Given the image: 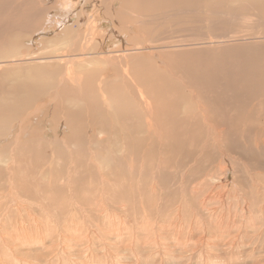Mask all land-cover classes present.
<instances>
[{"label": "rangeland", "instance_id": "374dc122", "mask_svg": "<svg viewBox=\"0 0 264 264\" xmlns=\"http://www.w3.org/2000/svg\"><path fill=\"white\" fill-rule=\"evenodd\" d=\"M255 1L0 0V59L66 41L58 53L92 58L0 72L3 232L42 221L46 237L60 222L64 236L89 232L98 253L120 249L126 264H264V39L249 38L264 36V0ZM214 36L226 41L207 43ZM164 224L178 230L145 228ZM51 244L18 256L57 264Z\"/></svg>", "mask_w": 264, "mask_h": 264}, {"label": "bare ground", "instance_id": "6f19581e", "mask_svg": "<svg viewBox=\"0 0 264 264\" xmlns=\"http://www.w3.org/2000/svg\"><path fill=\"white\" fill-rule=\"evenodd\" d=\"M113 1H115V0H112V2ZM251 1V0H250ZM255 1V0H254ZM248 2V1H247ZM256 2V1H255ZM113 4H114V2H113ZM256 4V3H255ZM163 5V4H162ZM167 7V6H166ZM185 8V7H184ZM191 8V7H190ZM193 8V7H192ZM166 9V8H165ZM184 10V9H183ZM234 14V13H233ZM165 17V16H164ZM249 18V17H248ZM164 19V18H163ZM183 26V25H182ZM179 27V26H178ZM174 30V29H173ZM176 30V29H175ZM234 34V33H233ZM217 37V36H216ZM227 37H229V36H227ZM226 37V38H227ZM231 37V36H230ZM235 37H236V35H235ZM239 37V36H238ZM78 38V37H77ZM224 38V37H223ZM222 38V39H223ZM251 40H253V41H262L263 39H264V36L263 37H259V36H256V37H249ZM162 39V38H161ZM216 38H215V36H214V38L213 39H209V40H207V43H211V44H213V43H216V42H225L226 40H215ZM225 39V38H224ZM170 40V39H169ZM191 40V39H190ZM228 40H242V39H240V38H231V39H229L228 38ZM193 42V41H192ZM61 43V44H60ZM60 43H58L59 45H60V48H54V51L52 50L51 52H50V54L48 53H46L47 55H41V53H39V54H36V53H28V54H26V55H24V54H15V55H12L11 56V58H9V59H0V72H4L6 69H8L7 67H8V65H10V64H12L13 65V63H23V64H25V63H28L30 66H31V68H32V64L34 63V62H37V63H42L43 65H42V67H44V66H47V64H52V63H62V62H65V61H67V59L68 60H70V59H77L78 57H83V56H85L86 58H81V59H79V64H83V63H92V58H88V57H90V53L89 52H82V53H80V54H73V53H58V51H59V49H61V47H66V48H68L69 47V42L68 41H66V42H60ZM191 43V42H190ZM185 44V43H184ZM229 44V43H228ZM217 45V44H216ZM220 45V44H219ZM55 46V45H54ZM168 46H174L175 47V45H173V44H167L166 46H161L160 45V47H168ZM6 47V46H5ZM59 47V46H58ZM137 47V46H136ZM180 47V46H179ZM11 48V47H10ZM13 48V47H12ZM147 48H155V47H148L147 46ZM146 48V49H147ZM14 49V48H13ZM85 49V48H84ZM135 49H139V48H127V49H124V52H132L133 50H135ZM19 50V49H18ZM140 50V49H139ZM149 50V49H148ZM151 50V49H150ZM15 51V50H14ZM156 51V50H155ZM17 52V51H16ZM18 53V52H17ZM155 53V52H154ZM162 55V54H161ZM113 59V58H112ZM246 59V58H245ZM119 60V59H118ZM30 62V63H29ZM20 64H18V65H20ZM22 64V65H23ZM14 65H16V64H14ZM13 65V66H14ZM21 65V66H22ZM187 65V64H186ZM11 66V65H10ZM12 67V66H11ZM24 67V66H23ZM48 67V66H47ZM124 67V66H123ZM116 68V67H115ZM23 69V68H22ZM33 69V68H32ZM136 69V68H135ZM9 70H11V69H9ZM69 71V70H68ZM70 71H71V69H70ZM183 71V70H182ZM52 74V73H51ZM64 74V73H63ZM184 74V73H183ZM53 75V74H52ZM188 75V74H187ZM67 76H69V77H72L73 79H75L76 81H79L80 80V74L77 76V74H76V72H67ZM107 76V75H106ZM153 76V75H152ZM3 77H5V76H3ZM22 77V76H21ZM30 77V76H29ZM29 77H28V79H29ZM32 77V76H31ZM190 77V76H189ZM23 78V77H22ZM21 78V79H22ZM25 78V77H24ZM131 78V77H130ZM20 78H16V80H19ZM33 79H34V81H35V78H31V80L33 81ZM63 79H64V76H63ZM97 79V78H96ZM15 80V81H16ZM30 80V79H29ZM30 80V81H31ZM40 80V79H39ZM39 80H38V82H39ZM51 80V79H50ZM10 81V80H9ZM14 81V82H15ZM41 81V80H40ZM63 81V80H62ZM98 81V80H97ZM13 82V83H14ZM101 82V81H100ZM20 83H23V81L21 82V80H20ZM26 83V82H25ZM40 83V82H39ZM43 83V82H42ZM57 83V82H56ZM17 84H18V82H17ZM31 84V83H30ZM99 84V83H98ZM10 85H12V84H10ZM14 85H16V84H14ZM22 85H24V83L22 84ZM35 85V84H34ZM37 85V84H36ZM40 85H43V84H41L40 83ZM19 86V85H18ZM79 86V85H78ZM146 86V85H145ZM35 88V87H34ZM10 89V88H9ZM20 89V88H19ZM22 90V89H21ZM24 90H25V88H24ZM23 90V91H24ZM33 90V89H32ZM29 92H30V90H28ZM39 91H41V90H39ZM32 92V91H31ZM34 92V91H33ZM36 92V91H35ZM111 92V91H110ZM21 93V92H20ZM19 93V94H20ZM23 93H26V91L25 92H23ZM46 94V93H45ZM21 95V94H20ZM25 95V94H24ZM33 95V97H35V95L34 94H32ZM32 95H30V96H32ZM117 95V94H116ZM120 95V94H119ZM30 96H28V97H30ZM123 96V95H122ZM129 96V95H128ZM24 97V96H23ZM27 97V98H28ZM37 97H41V96H36V98ZM24 98H26V97H24ZM125 98H126V96H125ZM128 98V97H127ZM131 98V97H130ZM29 99V98H28ZM27 99V100H28ZM31 99H33V98H31ZM114 99V98H113ZM121 99V98H120ZM124 100V99H123ZM34 101H35V99H34ZM33 101V102H34ZM125 101H127V100H125ZM148 102V101H147ZM121 103V102H120ZM127 103V102H126ZM24 105H25V103H24ZM30 106V105H29ZM152 106V105H151ZM123 107V106H122ZM30 107H28V109H29ZM43 108V107H42ZM152 109V108H151ZM150 109V110H151ZM36 110H39V106H37V108H36ZM30 112V111H29ZM31 113V112H30ZM25 119V118H24ZM87 121V120H86ZM24 124V123H23ZM22 126V125H21ZM3 134V133H2ZM30 138V137H29ZM2 158V157H1ZM10 161V160H9ZM6 164V163H5ZM10 165V164H9ZM7 169V168H6ZM11 174V173H10ZM256 180L258 181V180H260V179H257L256 178ZM256 181V182H257ZM6 188V187H5ZM264 191V190H263ZM259 192V191H258ZM8 194V193H7ZM12 194V193H11ZM224 195V194H223ZM3 196V195H2ZM232 196V195H231ZM6 197V196H5ZM4 197V198H5ZM99 197V196H98ZM1 198V197H0ZM96 198V197H95ZM234 198V197H233ZM235 198H236V196H235ZM0 201H1V199H0ZM12 201H13V199H12ZM222 201H224V199H222ZM238 202V201H237ZM261 202V201H260ZM225 203V202H224ZM249 203V202H248ZM3 204V203H2ZM234 204V203H233ZM239 204V203H238ZM261 204V203H260ZM11 205V204H10ZM10 205L8 204L7 206H9L10 207ZM16 205V204H15ZM225 205V204H224ZM226 205H228V204H226ZM249 205V204H248ZM6 206V205H5ZM13 206V205H12ZM20 206V205H19ZM230 206V205H229ZM234 206H235V204H234ZM1 207V206H0ZM7 208L6 210H4V211H10V208ZM13 207H15V206H13ZM12 207V208H13ZM21 207V206H20ZM24 207V206H23ZM236 207V206H235ZM252 207H254V206H252ZM257 207V206H256ZM255 207V208H256ZM28 208V207H27ZM44 208V207H43ZM72 208V207H71ZM78 208V207H77ZM80 208V207H79ZM95 208H97V207H95ZM222 208V207H221ZM248 208V207H247ZM263 208V207H262ZM2 209V208H1ZM17 209V208H16ZM21 209H23V208H21ZM80 209H82V208H80ZM104 209H109V208H104ZM130 209V208H129ZM253 209V208H252ZM259 209V208H258ZM19 210V209H18ZM17 210V211H18ZM95 210H97V209H95ZM236 210V209H235ZM251 210V209H250ZM24 211V210H23ZM27 210H25L24 211V213L26 212ZM72 211V210H71ZM81 211V210H80ZM84 211V210H83ZM87 211V210H86ZM241 211V210H240ZM257 211V210H256ZM28 212V211H27ZM250 212V211H249ZM260 212V211H259ZM3 213H5V212H3ZM18 213V212H17ZM24 213H22V215H25ZM76 213V212H75ZM217 213V212H216ZM221 213V212H220ZM242 213H243V211H242ZM252 213V212H251ZM10 214V213H9ZM33 214V213H32ZM77 214V213H76ZM244 214V213H243ZM1 215V214H0ZM6 214H4V216H5ZM8 215V214H7ZM21 215V214H20ZM28 215H29V213H28ZM27 215V216H28ZM260 215V214H259ZM36 216V215H35ZM62 216H64V214H62ZM66 216V215H65ZM68 216H71L72 218L74 217V214L73 213H71L70 215H68ZM127 216V215H126ZM230 216V215H229ZM247 216V215H246ZM245 216V217H246ZM254 216H256V215H254ZM254 216H252V218L254 217ZM24 217V216H23ZM106 217V216H105ZM216 217V216H215ZM227 218L226 219H228V216H226ZM236 217V216H235ZM234 217V218H235ZM251 217V216H250ZM10 218V217H9ZM17 218H19V217H17ZM16 218V219H17ZM33 218V217H32ZM66 218V217H65ZM71 218V219H72ZM81 218V217H80ZM86 218V217H85ZM134 218V217H133ZM230 218H232V217H230ZM239 218H241L240 216H239ZM255 218H257V217H255ZM258 218H261L260 216H258ZM16 219H14V220H16ZM21 219V218H20ZM23 219V218H22ZM27 219V218H26ZM29 219V218H28ZM38 219V218H37ZM70 219V220H71ZM77 219V218H76ZM83 219V218H82ZM144 218L142 217V220H143ZM224 219H225V216L224 217H221V219H220V222H221V225H219L220 226V228H222V229H226L227 227L226 226H224L225 224H223V223H225L224 222ZM247 219V218H246ZM0 220H2V219H0ZM3 220H4V218H3ZM10 220V219H9ZM12 220V219H11ZM25 220V219H24ZM30 220V219H29ZM28 220V221H29ZM32 220V219H31ZM34 220H36V219H34ZM75 220V219H74ZM73 220V221H74ZM79 220V219H78ZM84 220V219H83ZM82 220V221H83ZM215 220V219H214ZM229 220V219H228ZM238 220V219H237ZM249 220V219H248ZM261 220V219H260ZM22 221V220H21ZM27 221V220H26ZM26 221H24V222H26ZM38 221V220H37ZM63 221V220H62ZM72 221V220H71ZM87 221V220H86ZM130 221V220H129ZM212 221V220H211ZM218 221V220H217ZM227 221V220H226ZM234 221V220H233ZM241 221V220H240ZM254 222H255V220H253ZM16 222H20L19 220L18 221H16ZM40 222L42 223V221H39V223H37L36 224V221L34 222L33 221V223L32 224H34L35 223V225L34 226H32V225H23V223L21 222V226L20 227H18L16 224H18V223H14L17 227V229L15 230V229H13L14 231H12L11 230V232H3V225H2V227L0 226V264H23L22 263V261H21V257L20 256H18V253H21V252H19L20 250H21V248H25V246H35V245H37V244H42L43 246H45V244H47L48 242H51L52 241V244L51 245H48V246H50V247H52L53 248V252H55V255H56V263L57 264H126V262L127 261H122L121 259H120V255L118 254L119 253V251H120V249L118 250H116V251H113V252H111L110 250H108V249H104L102 252H100V253H98L97 252V250H96V245L94 244V242H92V238L90 237V235H89V232L88 233H86V235H83V236H81L82 235V233L81 232H74L73 233V235H72V237H68V235H66V236H64L63 235V233H62V231H63V229L61 228V226H60V222L58 223H55V220L53 221L56 225L54 226V232H49L48 233V235L45 237L44 235H46V233L44 234V233H40L39 231L40 230H42V232H43V230H44V225L43 226H41L42 224H40ZM77 222V221H76ZM85 222V221H84ZM128 222V221H127ZM126 222V223H127ZM147 222H149V221H147ZM147 222H145V224L147 223ZM176 223H177V221H175ZM183 222V221H182ZM213 222V221H212ZM239 222V221H238ZM251 222H252V220H251ZM264 222V221H263ZM1 223V222H0ZM7 222H5V224H6ZM10 223V222H9ZM30 223V224H31ZM48 223V222H47ZM121 223V222H120ZM154 224H156L157 222H153ZM186 223V222H185ZM214 223V222H213ZM218 223V222H217ZM256 223V222H255ZM1 224H4V223H1ZM0 224V225H1ZM13 223H11L10 225H12ZM24 224H26V223H24ZM28 224V223H27ZM46 224V223H45ZM50 224V223H49ZM53 224V223H52ZM63 224H64V222H63ZM72 224V223H71ZM183 224H184V222H183ZM249 224V223H248ZM7 225V224H6ZM218 225V224H217ZM254 225V224H253ZM256 225V224H255ZM46 226V225H45ZM53 226V225H52ZM145 226V225H144ZM174 226H177V230H178V225L177 224H173V225H171V226H169L168 224H164V225H161V226H159V225H156L155 226V228H152V227H150V226H148L147 227V225H146V229L150 232V233H152V234H154L155 235V233H157V231L159 230V229H161V230H166V229H171V228H174ZM228 226V225H227ZM5 227H7V226H5ZM15 226H13V228H14ZM44 227V228H43ZM48 224H47V226H46V229L44 230L45 232H47V231H49L52 227L51 226H49L48 228ZM236 227H237V225H236ZM263 227V226H262ZM132 228H133V225H132ZM256 228V227H255ZM67 229V228H66ZM75 229V228H74ZM151 229H153V230H151ZM233 229V228H232ZM239 229V228H238ZM248 229V228H247ZM4 230H7V229H5L4 228ZM27 230H32V231H34V234L35 233H37V232H39L40 233V235H41V237H37V238H35V236L30 232V234H26V232L25 231H27ZM47 230V231H46ZM262 230V229H261ZM8 231V230H7ZM51 231V230H50ZM82 231V230H81ZM84 231V230H83ZM136 232V231H135ZM145 232H147V231H145ZM159 232V231H158ZM220 232H221V230H220ZM204 233V232H203ZM239 233V232H238ZM241 233H243L242 231H241ZM135 234V233H134ZM134 234H131L132 236L131 237H128L129 239H130V241L127 243L128 244V246H130V247H133L134 246V243H136V235H134ZM152 234H150V235H152ZM210 234V233H209ZM235 234V233H234ZM263 234V233H262ZM38 235V234H37ZM148 235V234H147ZM153 235V236H154ZM236 235V234H235ZM39 236V235H38ZM81 236V237H80ZM211 236V235H210ZM214 236V235H213ZM258 236V235H257ZM157 237V236H156ZM234 237V236H233ZM235 237H237V236H235ZM234 237V238H235ZM87 239V243H85V239ZM198 238H199V236H198ZM200 238H201V236H200ZM212 238V237H211ZM217 238V237H216ZM219 239H220V237H218ZM203 239V238H202ZM218 239V240H219ZM68 240V241H67ZM176 240V239H175ZM237 240V239H236ZM239 240V239H238ZM232 241H233V243L231 242V244H236V243H234V242H236L235 240H233L232 239ZM53 243H55V244H53ZM125 243V242H124ZM155 243H157V242H155ZM253 243V242H252ZM149 244V243H148ZM257 244V243H256ZM255 244V245H256ZM105 245V244H104ZM103 245V246H104ZM150 245V244H149ZM156 245V244H155ZM158 245V244H157ZM164 245V244H163ZM174 245V244H173ZM200 245V244H199ZM47 246V247H48ZM83 246H84V248H83ZM250 246V245H249ZM76 247H82V249L84 250V252H79L78 254H76V253H74L75 251H73V249H75ZM125 247H127V245L125 246ZM158 247V246H157ZM200 247V246H199ZM38 248V247H37ZM225 248H226V246H225ZM128 249V248H127ZM218 249H219V247H218ZM130 250H128L127 252L128 253H130L129 252ZM127 252H126V254H127ZM203 252V251H202ZM24 253V252H23ZM155 253H157V252H155ZM204 253V252H203ZM214 253V252H213ZM42 255V254H41ZM79 255H82V256H79ZM123 255V254H122ZM130 255V254H129ZM223 255V254H222ZM232 255V254H231ZM79 256V257H78ZM225 256V255H224ZM228 256V255H227ZM118 257V258H117ZM132 257H134V256H132ZM231 257H233V256H231ZM237 257V256H236ZM34 258H36V257H34ZM114 258H117V259H114ZM125 258H127V257H125ZM55 259V258H54ZM97 259V260H96ZM136 259V258H135ZM204 259V258H203ZM206 259V258H205ZM204 259V260H205ZM216 259V258H215ZM23 260V259H22ZM37 260V259H36ZM225 260V259H224ZM46 261V260H45ZM192 262H193V260H192ZM208 261H206V263H207ZM217 262V261H216ZM29 263V262H28ZM37 263H39V262H37ZM135 263V262H134ZM158 263V262H157ZM213 263V262H212ZM224 263V262H223ZM154 264H155V262H154Z\"/></svg>", "mask_w": 264, "mask_h": 264}]
</instances>
